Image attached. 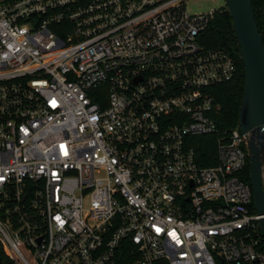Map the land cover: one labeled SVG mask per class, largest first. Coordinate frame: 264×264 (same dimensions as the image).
<instances>
[{
	"label": "built area",
	"instance_id": "obj_1",
	"mask_svg": "<svg viewBox=\"0 0 264 264\" xmlns=\"http://www.w3.org/2000/svg\"><path fill=\"white\" fill-rule=\"evenodd\" d=\"M215 11L0 0V242L16 264H264L246 134L215 119L235 56L198 41Z\"/></svg>",
	"mask_w": 264,
	"mask_h": 264
},
{
	"label": "water",
	"instance_id": "obj_2",
	"mask_svg": "<svg viewBox=\"0 0 264 264\" xmlns=\"http://www.w3.org/2000/svg\"><path fill=\"white\" fill-rule=\"evenodd\" d=\"M226 4L245 68L238 125L247 137L250 183L264 237V41L252 0H226Z\"/></svg>",
	"mask_w": 264,
	"mask_h": 264
},
{
	"label": "trees",
	"instance_id": "obj_3",
	"mask_svg": "<svg viewBox=\"0 0 264 264\" xmlns=\"http://www.w3.org/2000/svg\"><path fill=\"white\" fill-rule=\"evenodd\" d=\"M253 9L260 32L264 41V0H252ZM198 41L207 49L223 48L233 53L237 64V73L228 82L214 86V97L220 108L215 113V119L222 128L238 126L239 110L242 103L245 85V68L241 57L240 47L233 27V20L227 4L216 9L208 26L198 36ZM198 162L201 165H213L217 162L215 136L201 135L193 137ZM249 165L244 170V178L250 181ZM261 246L264 250V237L259 230ZM0 263L16 264L3 249L0 242Z\"/></svg>",
	"mask_w": 264,
	"mask_h": 264
},
{
	"label": "rangeland",
	"instance_id": "obj_4",
	"mask_svg": "<svg viewBox=\"0 0 264 264\" xmlns=\"http://www.w3.org/2000/svg\"><path fill=\"white\" fill-rule=\"evenodd\" d=\"M186 4L187 10L190 13H201L225 6L226 0H186ZM3 249L4 252L8 255L7 250L4 248V246Z\"/></svg>",
	"mask_w": 264,
	"mask_h": 264
}]
</instances>
